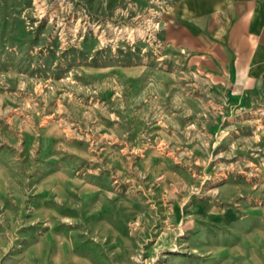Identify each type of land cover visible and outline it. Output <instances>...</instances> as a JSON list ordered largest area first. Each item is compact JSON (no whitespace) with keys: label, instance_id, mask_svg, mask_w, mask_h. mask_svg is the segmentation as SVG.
Returning a JSON list of instances; mask_svg holds the SVG:
<instances>
[{"label":"rangeland","instance_id":"rangeland-1","mask_svg":"<svg viewBox=\"0 0 264 264\" xmlns=\"http://www.w3.org/2000/svg\"><path fill=\"white\" fill-rule=\"evenodd\" d=\"M172 1L0 0V264H264V95Z\"/></svg>","mask_w":264,"mask_h":264},{"label":"crops","instance_id":"crops-1","mask_svg":"<svg viewBox=\"0 0 264 264\" xmlns=\"http://www.w3.org/2000/svg\"><path fill=\"white\" fill-rule=\"evenodd\" d=\"M166 40L203 59L238 98L264 95V0H173Z\"/></svg>","mask_w":264,"mask_h":264}]
</instances>
